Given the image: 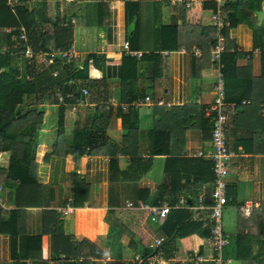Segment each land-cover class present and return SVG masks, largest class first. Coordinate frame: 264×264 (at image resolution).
<instances>
[{"label": "crops", "instance_id": "1", "mask_svg": "<svg viewBox=\"0 0 264 264\" xmlns=\"http://www.w3.org/2000/svg\"><path fill=\"white\" fill-rule=\"evenodd\" d=\"M6 1L3 6L0 0V53L7 44L6 30L23 27L26 31L32 19L34 37L43 34L45 51L72 50L77 57L72 61L74 67H79L88 55L104 59L89 71L90 78L100 84L95 89L82 87L90 94L83 106L73 112L67 106L59 110L61 105L37 107L42 112V122L35 137L33 174L41 192L35 195L34 206L20 208V232L28 237L42 235V249L40 260L27 259L22 263L64 264V255L53 254L50 235L43 232L44 224L54 225L55 221L62 222L64 234L75 243L83 237L93 242L100 256L91 259V264H130L135 256L151 259L153 264H180L198 255L207 256L210 241L202 236L209 226L206 209L190 211L193 221H202V229L177 240L172 253L164 259L157 253L160 245L151 246L156 239L164 238L159 227L165 219L152 223L147 210L126 207H135L138 202L146 207L157 203L170 207L172 202L173 208L180 198L185 199L186 205L195 206L198 196H202L204 208L210 204L212 181L202 183L194 175L204 171V162L209 161L205 153L210 149L211 124L201 111L212 100L217 70L209 50L203 55L197 47L190 51L162 49L159 27L177 24L181 7L167 0H16L13 6ZM198 3H206L200 10V26L210 27L213 3ZM253 17L252 29L239 24L228 31V39L237 53L245 54L235 59V68L244 67L250 54V74L258 77L259 55L264 50V39L259 36L264 34V0ZM133 36L138 38L131 48ZM54 44L68 46L62 50ZM195 49L199 54L193 53ZM128 52L141 55L130 56ZM192 60L197 61L193 75ZM145 97L149 98L148 105L132 107V103ZM239 97V91L224 94L225 140L231 153L224 212L232 238L240 203L261 205L253 212L264 209V154L261 147L249 146V141L257 136L250 114L257 110L245 100L237 104ZM59 111L61 128L57 124ZM56 143L58 153L43 158ZM6 165L7 155L1 153L0 168ZM74 176L82 180L87 190L81 208L70 203L71 188L77 180ZM15 188L14 184L0 185L4 218L15 209ZM65 204H70L72 210L62 215L56 209ZM10 250V237L0 234V262L12 264Z\"/></svg>", "mask_w": 264, "mask_h": 264}, {"label": "trees", "instance_id": "2", "mask_svg": "<svg viewBox=\"0 0 264 264\" xmlns=\"http://www.w3.org/2000/svg\"><path fill=\"white\" fill-rule=\"evenodd\" d=\"M205 1L207 2V0ZM262 1L226 0L221 8V14L226 17L227 21L219 33L223 36L225 48L220 57L224 94L227 95L229 92L235 93L239 91L240 97L236 102L237 104L245 100L255 106L257 112H251L250 117L254 118L257 136L256 139L249 141V146L251 149L261 147L260 152L264 154V50L259 55L260 74L258 77H253L250 74L249 59L251 55L248 54L244 67L236 69L235 59L244 57L245 54L237 53L234 43L228 39V31L239 24H243L250 29L253 28L255 23L253 12L261 9ZM2 2L4 6V0ZM136 4H133V7L136 8ZM205 7L206 3L200 4L198 1L190 9L181 7L177 24L160 26L162 49L190 51L192 48L197 47L205 55V52L216 44L218 34L216 28L212 26H200V10ZM210 9L215 11L214 3L211 4ZM21 12L27 13V10L22 9ZM33 22L34 20L31 19L27 23L26 43L15 39V33L12 32L7 35V44L0 53V154L7 155L6 167L4 169L0 168V185L14 184L16 186L14 189L15 209L9 211L8 216L4 218L1 216L2 209L0 208V234L8 235L11 239L10 259L12 264H24L22 262L27 259L40 260L42 249V235L28 237L23 236L20 232V208L34 206L35 195L39 196L41 192L33 174L36 150L35 137L37 129L42 122V112L36 108L44 105H57L56 93L64 95L73 92L75 94L77 93L75 91L84 86L95 89V86L100 84V81L92 80L89 76V71L98 62L104 61L101 56L88 55L82 60L79 67H74L72 61L68 63L52 61L46 67L35 54L31 61H26L22 56L25 45L30 46L33 53L45 51L47 47L42 33H39L36 38L34 37ZM134 30H136V27ZM137 38V36L131 38L129 42L131 48L136 45ZM56 41L58 40L56 39ZM138 43H140L139 40ZM54 46L64 50V47L68 45L61 44L58 46L54 44ZM229 50H232V52L229 53ZM145 51L150 50L146 49ZM206 57L208 58L207 55ZM196 63V60H192V75ZM55 71L57 75L53 77L52 73ZM76 86L78 88L75 90ZM65 103H69V101H65ZM61 108L62 106H60L59 110ZM57 124L58 128H61L62 115L60 111ZM133 129L134 126L129 128L130 131ZM58 145L59 143L54 144L52 152L44 155L43 158L49 155H56L58 153ZM204 163V171L201 169L194 175L202 183L212 181L211 164L209 161ZM74 177L77 179V176ZM85 187L81 179H77L74 183L71 188L70 198V203L73 207H83V203L87 199ZM182 188L179 186V189ZM172 204V202L169 203L168 214L159 227L164 238L161 237L163 242L157 249V253H161L162 255H160L164 259H167L168 255L172 253L177 240L195 235L202 229V221H193L191 212L188 209H174ZM260 207L261 205H258V208ZM55 223L54 225L44 224L43 232L45 235H50L53 254L56 256L64 255L65 259L61 261L62 263L91 264V259L95 260L100 256V253L88 237H83L80 242L75 243L71 236L64 234L62 222L55 221ZM235 225V235L232 238L235 247V260L239 264H264V258L257 259L254 253L256 244L264 247V209L254 211L248 218H243L238 213ZM202 233V236L209 237L207 231ZM17 240H19L18 243H16ZM62 248L64 251L61 250ZM145 255V253L142 254V256ZM0 264L11 263L0 262ZM140 264L146 263L142 262Z\"/></svg>", "mask_w": 264, "mask_h": 264}, {"label": "built area", "instance_id": "3", "mask_svg": "<svg viewBox=\"0 0 264 264\" xmlns=\"http://www.w3.org/2000/svg\"><path fill=\"white\" fill-rule=\"evenodd\" d=\"M70 2L71 0H65ZM198 0H167L171 5L180 6L184 9H190L195 2ZM215 4V11L211 12L209 20L210 25L218 31L216 37V44L213 47H210L209 53L212 60L216 66V82L214 87V94L211 102L202 108L201 115L211 124L210 131V149L205 153L209 161L211 162V172H212V184L210 190V204L207 208H204L202 205V196L197 197V204L195 206L186 205L185 199H178L176 205L173 208H186L189 211H197L201 209H206L208 211V233H209V252L207 256L198 255L194 258L184 260L180 264H202L204 261H210L213 264H221L222 259L220 256L221 249L227 245L228 238L227 235L223 233V224H222V212L226 207V178L228 174V160L231 157V153L226 144L225 140V124H226V105L224 103V83L222 76V65L220 64V57L224 52V39L223 36L219 33L224 27L227 19L221 14V8L224 4V0H207ZM7 5L13 6L16 3V0H7ZM14 32L16 34L17 40L23 43H26L27 35L23 27L7 29L6 33L10 34ZM256 52V51H254ZM194 54H199L197 49L194 50ZM37 55L39 60L47 67L51 64L52 61H61V62H71L75 60L76 54L72 50L61 51L59 49H47V51H38L33 53L29 46H25L23 51V56L26 60H31L33 55ZM130 56L140 57V53L128 52ZM57 72H53L52 76L55 77ZM77 93L69 92L64 95L56 93L55 97L57 104L61 106H67L70 108V111L73 112L76 108L84 105L85 100L88 96V91L85 88H81ZM77 94V95H76ZM69 101V103H65ZM149 98L145 97L142 101H137L132 103V107L138 108L149 104ZM128 209L135 210H147L149 220L152 223H161L167 216L170 207L165 204H157L156 206L146 207L140 202L135 204L133 207L131 204H127ZM258 208V204L251 201H245L240 203L236 210L243 217L248 218L254 209ZM72 210L70 204H65L62 207L56 209L58 213L66 215ZM163 242L162 238H158L154 241L153 247L161 245ZM146 262L147 264H153L151 259H142V257L135 256L129 262L130 264H140ZM26 264H28L26 262Z\"/></svg>", "mask_w": 264, "mask_h": 264}, {"label": "rangeland", "instance_id": "4", "mask_svg": "<svg viewBox=\"0 0 264 264\" xmlns=\"http://www.w3.org/2000/svg\"><path fill=\"white\" fill-rule=\"evenodd\" d=\"M259 36L262 39H264V34L259 33ZM39 107H41V106H39ZM222 216H223V218H222V222L223 223L222 224H224L223 233L224 234L227 233L226 235H227V238H228V243L220 251V256H221V259H222V263L221 264H239V262H237L235 260V257H234V245H233V240H232V237H231L232 229H230L225 224L226 215H225L224 211L222 212ZM254 253H255V257L257 259L264 258V247L262 245L256 244L255 247H254Z\"/></svg>", "mask_w": 264, "mask_h": 264}]
</instances>
